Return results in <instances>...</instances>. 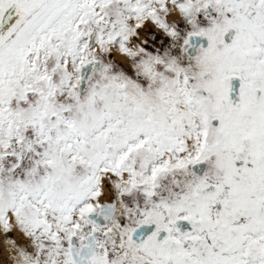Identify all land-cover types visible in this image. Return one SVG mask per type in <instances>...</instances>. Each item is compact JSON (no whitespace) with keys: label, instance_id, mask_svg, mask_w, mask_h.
I'll return each mask as SVG.
<instances>
[{"label":"snow or ice","instance_id":"snow-or-ice-1","mask_svg":"<svg viewBox=\"0 0 264 264\" xmlns=\"http://www.w3.org/2000/svg\"><path fill=\"white\" fill-rule=\"evenodd\" d=\"M0 264H264V0H0Z\"/></svg>","mask_w":264,"mask_h":264}]
</instances>
